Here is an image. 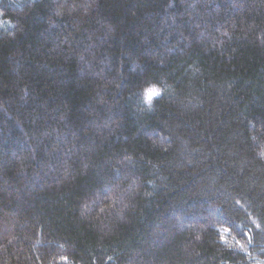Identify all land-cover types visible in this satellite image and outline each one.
<instances>
[{"label":"trees","instance_id":"trees-1","mask_svg":"<svg viewBox=\"0 0 264 264\" xmlns=\"http://www.w3.org/2000/svg\"><path fill=\"white\" fill-rule=\"evenodd\" d=\"M0 264H264V0H0Z\"/></svg>","mask_w":264,"mask_h":264},{"label":"snow or ice","instance_id":"snow-or-ice-1","mask_svg":"<svg viewBox=\"0 0 264 264\" xmlns=\"http://www.w3.org/2000/svg\"><path fill=\"white\" fill-rule=\"evenodd\" d=\"M157 95V93L155 92V90L149 91L148 92V99L151 100L153 96Z\"/></svg>","mask_w":264,"mask_h":264}]
</instances>
